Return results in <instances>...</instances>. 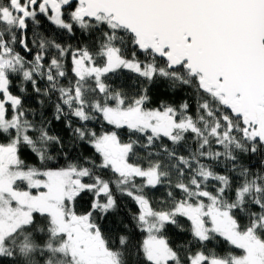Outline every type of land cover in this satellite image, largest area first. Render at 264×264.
Segmentation results:
<instances>
[{"label":"snow or ice","instance_id":"1","mask_svg":"<svg viewBox=\"0 0 264 264\" xmlns=\"http://www.w3.org/2000/svg\"><path fill=\"white\" fill-rule=\"evenodd\" d=\"M0 264H264V0H0Z\"/></svg>","mask_w":264,"mask_h":264}]
</instances>
